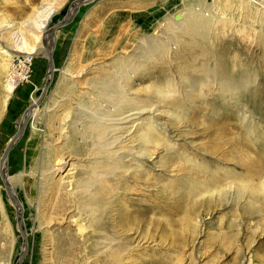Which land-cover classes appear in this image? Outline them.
Wrapping results in <instances>:
<instances>
[{
    "label": "rangeland",
    "instance_id": "obj_1",
    "mask_svg": "<svg viewBox=\"0 0 264 264\" xmlns=\"http://www.w3.org/2000/svg\"><path fill=\"white\" fill-rule=\"evenodd\" d=\"M49 1L56 11L49 26L55 29V48L49 52L50 39L37 41L26 35L35 44L28 56L11 51L9 30L44 0H0V264H100L105 257L101 254L104 239L125 247L130 244V237L118 226L117 211L122 206L120 211L126 208L140 215L139 229L150 244L134 250L138 259L178 257L179 248L191 241L186 250L194 247L187 253L194 264H264V228L257 230L259 219L233 204L206 206L189 200L191 180L186 178L188 166L183 159L190 157L213 172L222 169V176L233 171L236 179L251 180L255 186L262 179L259 164H264V147H251L245 138L249 132L241 130L245 114L258 128L255 133L264 134V9L260 0ZM77 2L81 3L73 14ZM189 8H200L213 17L209 57L202 53L186 56L179 47L175 52L180 58L165 64L161 74L179 81L177 67L188 57L196 67L219 61L226 70L219 75L232 77L244 71L250 81L226 92L218 80L207 78L193 98L176 95L184 101L180 106H161L163 115L156 117L158 132L173 150L163 152L165 145L148 147L154 161L143 160V172L108 180L111 187L116 185L112 192L116 195L110 194L113 199L104 207L94 204L82 184L97 153L86 116L110 107L94 85L116 73V62L146 47L153 29L146 32L143 25L174 21L189 13ZM207 57L212 58L209 63ZM10 79L13 89L7 93ZM156 80L147 82L141 74L130 85L137 99L145 101L141 104L145 109L157 102L150 94ZM165 133H173L176 139L170 140ZM191 218L197 220L199 231L192 240L184 233ZM235 223L243 225L242 231ZM63 242L65 256H59Z\"/></svg>",
    "mask_w": 264,
    "mask_h": 264
},
{
    "label": "bare ground",
    "instance_id": "obj_2",
    "mask_svg": "<svg viewBox=\"0 0 264 264\" xmlns=\"http://www.w3.org/2000/svg\"><path fill=\"white\" fill-rule=\"evenodd\" d=\"M87 2L89 3L90 1L87 0ZM80 3L81 2H77L75 4L73 14L77 12ZM51 4V1L44 0V3L35 8L33 13L29 15L25 21L16 24L14 27H11V29L9 28V34H12L13 37L12 52L17 54L22 53L23 55H28L33 52V45L35 46V44L31 45L26 35L31 36L37 41L42 37L50 39L53 46L49 49V52H51V50L53 51L55 48L54 44L56 39L54 40V38L56 35L54 34L55 29L49 28V26L51 21H53L51 18L56 11L55 7H52L54 3ZM259 5L264 9V0H260ZM188 12L189 13L186 12V14L183 13L181 16L174 17V21H167L163 24L160 23V26L157 25L158 22L154 25H143L144 31L149 32L148 30L153 29V33H156V35L154 36L152 35L153 33H150L146 39V47H140V50L132 54L133 56L129 59L116 62V73L108 79L94 85V88H98L101 92V98L107 101L106 106H110L109 108L101 107L97 112L89 113L86 116L88 117V131L90 132L88 135L95 143L94 152L97 153H95L96 156L91 163L90 175L82 184L84 191H88L87 195L95 202L94 204H103L102 206L104 207L108 202L111 203L113 197H109V195L114 194L112 192L116 185L111 187L112 183L110 182L111 184H108V180H113L120 175L130 176L132 173L138 174L144 170V168H142V164L145 163L143 160L154 161V154L148 147L153 146L154 148H158L160 145L167 146L165 142L166 139L164 138L165 140H163L161 138L163 133L160 134L158 132L159 124L156 119L157 116L163 115V110L161 111L159 109L161 106L165 107L166 103L168 105L176 104L180 106L182 101L176 95L181 93L183 97L185 96V99L193 98L196 93H198L196 92V88H198V86H203L207 78L210 80H218L222 89L226 90V92L245 87L244 85L250 81L248 74L244 71L237 72L236 75H231L232 77L218 74V72L225 73L224 71L226 70L220 66L219 61H215L213 66L211 64L212 61L210 62L212 58H208L209 55H207L208 39L211 30H213L212 27L214 26L212 21L213 17H209V15L200 8H189ZM261 18L262 21H264V12H262ZM148 23L153 22L148 21ZM12 29L15 30L13 31ZM121 32H125V29H121ZM173 45H175V47H172ZM179 47L182 50V54L186 56H195L197 53H202V56L204 55L203 57L207 55L208 63L210 62V64L205 66V63H203L200 67H196V63H190L188 57H186L182 59L181 66L178 65L180 67H177L180 69L177 70L179 73V81L168 79V76L161 73H163V71L165 72V64L171 63L170 60L176 59L177 57L180 58L178 53L175 52ZM179 53H181V51ZM49 54L51 56V53ZM141 74L142 80H146L147 82L157 79L151 84L154 87V91L152 93L150 92V94H152L151 96H154L151 98H154L157 102L152 103L148 109L144 108L145 105L141 106L145 101L137 99L136 94L129 90L130 85L136 82L135 80L139 78ZM172 79H174V77ZM7 84L6 91L10 93L13 89L12 79L8 80ZM200 93H202V90L199 91V94ZM229 94H233V92H229ZM186 102L188 101L186 100ZM37 105L35 107H38ZM177 110H174V112ZM33 111L34 110H30V112ZM221 111L222 110H220V113ZM144 115L148 116L144 117ZM173 115L175 118L179 119L178 114L176 115L174 113ZM248 118L249 117L245 114L241 117V130L249 132L245 133V138L251 143V147L253 148L256 147V144L264 147V134L255 133L258 128L255 129L252 123L248 122ZM161 128L163 129L162 126H160V129ZM241 134L242 133H237L238 137H240ZM128 136L130 138H128ZM164 136L169 137L170 140L176 139L173 133H165ZM250 136H254L253 138L256 142H254L255 140L249 139ZM129 140H132L133 143L130 146H128ZM15 142L13 141V143ZM171 145L172 144L168 145L163 152L167 153L168 150H173ZM176 146L178 145L176 144ZM183 159L188 166L186 169L188 172L186 178L191 180L189 191L186 194L189 200H193L194 203H197L196 205L200 203V205L204 204L206 206L210 204H219L222 207H229V205L233 204L242 212H248L253 217L259 219V221L257 220L258 223L256 222L257 227H255L259 231L263 230L264 174L260 183L255 186V183L251 180L245 181L236 179L233 171H228L226 175L222 176L219 172L222 169L213 172L204 164L194 161V159L190 157L183 156ZM259 165L261 171H264V164L261 163ZM208 208L207 211H209ZM120 210V213L117 211L118 226L125 232L123 234L130 237V244L128 247H125L118 245L117 242L111 238L104 239L101 244L103 245L101 254L105 255V257L100 264H194L193 260L190 258V254H187L188 251L194 247L191 246L189 250H186L187 247L191 245V241L188 242L189 244L184 243L183 246L179 248L180 250L178 252H180V254L178 257L164 256L161 259H148V262L145 259L150 256H139L140 259L134 257V250L136 248L145 249L150 247V244L144 237V233L139 229V222L142 221L140 215L137 213L132 214L128 212L126 208L122 211ZM114 211H116V209ZM121 212H123V214ZM207 215L209 214L206 213V216ZM194 218H191L188 222L187 228L189 229L184 230V233L187 232L189 234L190 239L196 238L199 232L197 224L194 223L197 220L195 221ZM234 227H236L239 232L243 229V225L240 223L237 225L235 223ZM245 234L247 233L244 232V235ZM145 244H147V246H145ZM58 251L59 256L65 254L64 242L59 244ZM60 264H62V262H60Z\"/></svg>",
    "mask_w": 264,
    "mask_h": 264
}]
</instances>
